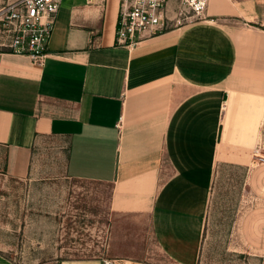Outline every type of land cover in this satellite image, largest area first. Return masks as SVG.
I'll use <instances>...</instances> for the list:
<instances>
[{
	"label": "crops",
	"instance_id": "1",
	"mask_svg": "<svg viewBox=\"0 0 264 264\" xmlns=\"http://www.w3.org/2000/svg\"><path fill=\"white\" fill-rule=\"evenodd\" d=\"M102 1H62L43 65L0 53V146L22 154L10 167L24 178L38 163V146L55 139L63 157L50 160L56 172L111 188L107 260L143 264L152 238L175 264H196L223 150L248 146L233 164L255 158L264 114V0H209L201 19L133 47L116 43L121 0ZM0 264L13 261L0 254Z\"/></svg>",
	"mask_w": 264,
	"mask_h": 264
},
{
	"label": "rangeland",
	"instance_id": "2",
	"mask_svg": "<svg viewBox=\"0 0 264 264\" xmlns=\"http://www.w3.org/2000/svg\"><path fill=\"white\" fill-rule=\"evenodd\" d=\"M9 1L0 0V8ZM178 4L179 0H169L171 18ZM6 49L0 47V53ZM261 121L256 148L264 154V114ZM56 143L47 139L38 146L34 157L38 163L24 178L12 176L10 167L12 159H21L22 154L0 146V254L13 264H58L45 263L56 258L113 259L112 190L56 172L61 168L51 166L50 160L63 158L55 151ZM230 144L215 166L207 192L196 264H264V166L258 165L256 179L252 176L248 184L255 158L253 164H233L248 154V146ZM148 245L143 264H175L152 238Z\"/></svg>",
	"mask_w": 264,
	"mask_h": 264
},
{
	"label": "built area",
	"instance_id": "3",
	"mask_svg": "<svg viewBox=\"0 0 264 264\" xmlns=\"http://www.w3.org/2000/svg\"><path fill=\"white\" fill-rule=\"evenodd\" d=\"M62 1L15 0L2 6L0 47L43 65L49 56V43ZM87 3L100 5L98 0H87ZM208 5L209 0H179L177 11L171 18L169 0H121L116 43L133 47L141 40L170 27L201 19ZM254 154L256 165L264 166V154L260 153V148H256ZM102 264L116 263L104 259Z\"/></svg>",
	"mask_w": 264,
	"mask_h": 264
},
{
	"label": "bare ground",
	"instance_id": "4",
	"mask_svg": "<svg viewBox=\"0 0 264 264\" xmlns=\"http://www.w3.org/2000/svg\"><path fill=\"white\" fill-rule=\"evenodd\" d=\"M231 1H233V0H231Z\"/></svg>",
	"mask_w": 264,
	"mask_h": 264
}]
</instances>
